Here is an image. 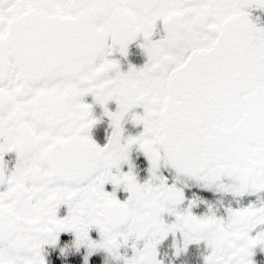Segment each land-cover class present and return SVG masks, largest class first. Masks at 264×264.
Masks as SVG:
<instances>
[{
  "label": "snow or ice",
  "instance_id": "6c2138e0",
  "mask_svg": "<svg viewBox=\"0 0 264 264\" xmlns=\"http://www.w3.org/2000/svg\"><path fill=\"white\" fill-rule=\"evenodd\" d=\"M0 264H264V0H0Z\"/></svg>",
  "mask_w": 264,
  "mask_h": 264
},
{
  "label": "flooded vegetation",
  "instance_id": "af4514ba",
  "mask_svg": "<svg viewBox=\"0 0 264 264\" xmlns=\"http://www.w3.org/2000/svg\"><path fill=\"white\" fill-rule=\"evenodd\" d=\"M259 255V254H258Z\"/></svg>",
  "mask_w": 264,
  "mask_h": 264
}]
</instances>
